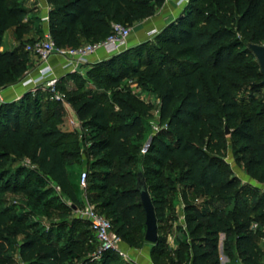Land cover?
Returning a JSON list of instances; mask_svg holds the SVG:
<instances>
[{"label": "trees", "instance_id": "trees-1", "mask_svg": "<svg viewBox=\"0 0 264 264\" xmlns=\"http://www.w3.org/2000/svg\"><path fill=\"white\" fill-rule=\"evenodd\" d=\"M46 1L50 6L48 31L60 49L79 48L82 41L101 42L113 24L132 27L151 17L165 2ZM30 12L17 0H0V37L13 30L17 43L13 51L0 52V90L20 82L29 69L30 54L22 45L29 31ZM154 39L161 48L149 49L152 55L144 62L137 57L139 49L133 48L128 55L138 62L123 63L116 76H100L95 69L89 73L113 87L129 79L158 96L159 119L165 122L166 129L151 138L144 155L137 153L148 111L131 95L119 94L113 105L93 95H65L79 124L95 129L89 139L80 141L84 146L82 155L89 162L86 199L111 222L121 241L135 248L141 242V230H145V213L136 191L138 173L143 175L157 223L165 216L161 194L180 185L184 200L190 192L205 198L203 210L187 209L185 215L186 230L192 235L203 234L167 251V264H220V235H224L222 252L230 261L264 264L252 229L254 223L264 222V193L241 184L224 161L228 138L235 140L242 146L241 152L248 155L243 162L244 173L264 184V127L260 126L264 108L257 109L254 98L264 87V77L247 48V44H264V0H189L180 16ZM154 53L159 57L154 58ZM101 64L96 65L97 70ZM247 79L252 82L253 94L245 99L240 94ZM20 102L0 104V197L21 194L35 199L37 182L33 178L39 177L20 167L25 158L71 201L72 211L80 209L82 192L68 165L69 159L80 156L78 142L69 143L65 139L70 133L47 127L38 104L31 105L29 94ZM52 112L54 118L58 117L56 111ZM226 128L229 135L225 134ZM68 148H72L71 153H67ZM7 166L13 169L12 175L3 170ZM169 169L178 174L167 175ZM153 179L157 183L149 184ZM49 194L44 191L41 196ZM228 199L233 202L229 212L215 207ZM69 211L60 217L67 218ZM88 239L83 234L82 239H71L63 245L53 242L51 235L34 229L26 216L2 208L0 199V264L17 263V257L22 264L117 262L119 257L114 252L89 260L96 243L94 236ZM151 246V260L159 264L164 242L158 236L157 243Z\"/></svg>", "mask_w": 264, "mask_h": 264}, {"label": "rangeland", "instance_id": "rangeland-1", "mask_svg": "<svg viewBox=\"0 0 264 264\" xmlns=\"http://www.w3.org/2000/svg\"><path fill=\"white\" fill-rule=\"evenodd\" d=\"M22 6L28 8L31 12L27 17L29 21V31L23 37V49L26 51V46L31 44L30 41L39 40L40 33L43 32L45 25V6L44 9H41L39 5V0H17ZM46 1V0H45ZM189 1V0H188ZM43 3V0H42ZM47 3V1H46ZM48 5V3H47ZM188 3L185 5V7ZM50 7V6H49ZM183 8V10L185 9ZM131 29V37H132V28ZM148 37L146 40H138L133 43L127 44V48L124 53L120 55H112L109 58L104 59L101 62L94 63L91 65L84 64L81 67H76L74 69H70L68 73L57 78L56 91L61 96H63V101L56 102L50 99L51 94L48 91H44L42 89L30 90L26 92L24 95L29 94L31 105L38 104V108L41 109L42 115L44 119L47 121V127L60 129L65 133H70L71 135L65 139V141L69 143L78 142L80 156L74 157L68 160L69 172L74 176L75 182L77 183L79 176L83 171H86L89 175V162L82 155L84 146L80 144V141H86L89 139L91 135L95 133V129L83 127L79 124L77 118L74 113L71 111L69 105L66 102L65 95L68 92H76L79 94L93 95L99 97L100 100L105 101V103L113 105V99L117 97L119 94H129L131 95L140 105L148 111V115L144 116V136L142 138V142L140 145V149L138 151V155H144L147 152L148 147L147 143L151 140V138L160 131L166 129L165 122L160 121L159 119V99L158 96L151 90L142 89L137 87L135 82H130L128 80H124L119 86L113 87L100 78H93L89 74L93 72L94 69L98 71L100 76L108 75V76H116L123 63L127 62L128 64L137 63L138 60L135 59L132 55H128L130 49H139L138 58L139 61L144 62L149 55H152V51L149 52V49L152 47H156L157 49L161 48V45L155 43L154 37ZM132 39V38H131ZM89 44L88 42H81L80 47ZM17 47V43L15 40L13 30H10L4 33L0 37V52L4 51H13ZM154 58H158L159 54H153ZM30 65L26 74L31 73L30 71L36 66V59L30 55ZM102 63L100 68L97 70L96 65ZM25 74V75H26ZM95 74V73H94ZM25 77V76H24ZM23 77V78H24ZM19 83V82H18ZM16 83V84H18ZM246 88L244 87V92H241L240 97H245L247 99L248 95L253 94L251 90L252 82L247 79L246 80ZM22 95V97L24 96ZM21 97V98H22ZM15 100L16 104H20V99ZM254 98L257 100V109L264 108V87L258 89V92L254 94ZM49 99V101H48ZM14 102H0L3 103H14ZM24 105V104H23ZM30 105V106H31ZM26 107V106H25ZM32 107L30 111H32ZM117 111V108H115ZM52 111H56L58 113V117H53L51 113ZM32 113V112H30ZM60 117V118H59ZM31 117L30 119H32ZM61 119V120H60ZM73 123V125H72ZM261 128L264 127V116L262 118V124H260ZM135 141V140H132ZM228 150L224 156V161L230 168V173L237 177L240 180V183L243 185H249L243 183V162H246L248 159V155L243 154L240 150L241 145L234 143L228 138ZM146 148V149H145ZM72 148L67 149V153H71ZM11 160V159H10ZM71 165V166H70ZM20 167L26 170L29 174H36L39 177V180L34 177L33 181L37 182V187L35 188L34 197L35 199H29L28 197L21 194H6L0 197L1 199V207H8L12 209V213L18 215H24L27 217L28 223H33L34 229H37L39 233L44 235H51V239L53 242L59 243L60 245L65 244L67 241L71 239H82L83 234L92 239V234L88 231L85 223L80 220L77 216V211L79 210H71V201L66 198L59 190H57L55 184L49 180L47 177L37 172V168L29 163L27 159H22L20 161ZM9 171V174H13V169L8 166L3 168V170ZM167 175L171 177H175L178 172L174 169L167 170ZM24 175L21 176L19 181H22ZM157 183L156 179H153L149 182V184ZM264 186V184H261ZM251 186V185H249ZM176 190H167L161 194V199L165 204V216L164 218L157 223L158 226V236L164 242V254L159 258V264H167V251L171 248V239H177L181 237V241L179 243H189L192 237H198L203 234L192 235L190 232L186 230L185 223V215L187 209L198 208L203 210V201L204 197L200 196L198 193H189L186 200L182 198V189L180 185L177 186ZM253 187V186H251ZM255 188V187H254ZM257 189L260 193H264V187L261 189ZM263 189V190H262ZM44 191H50V194L47 196H41V193ZM40 199L39 201H35ZM82 198V193L79 194V200ZM230 203L220 209H222L225 213L229 212L233 208V202L228 199ZM81 208V207H80ZM71 212H70V211ZM70 212L69 216L65 219L61 218L60 215L63 212ZM252 229L256 231L257 235V246L259 247L260 238L264 237V222L262 225L258 223H254L252 225ZM145 230H141L140 237L141 242L137 244L135 248L142 247H152L150 244H147L144 237ZM20 239H18L16 243V248ZM178 247V246H177ZM97 248V244H96ZM177 249V248H176ZM175 249V250H176ZM173 251V250H171ZM91 261H96L88 257ZM264 261V256H263ZM119 258L115 264H119ZM17 264V263H12Z\"/></svg>", "mask_w": 264, "mask_h": 264}, {"label": "built area", "instance_id": "built-area-1", "mask_svg": "<svg viewBox=\"0 0 264 264\" xmlns=\"http://www.w3.org/2000/svg\"><path fill=\"white\" fill-rule=\"evenodd\" d=\"M187 3L188 0H178L177 2L178 5H185ZM130 35L131 29L129 27L113 24L108 37L101 42L87 44L76 49H60L51 39L49 31H46L39 40L26 46V52L32 55L38 63L37 76L31 77L29 74H26L21 83L25 87H31L33 91L36 89L48 91L51 94V100L62 102L63 96H60L56 91L57 78L53 76L52 69L47 65L51 57L57 56L62 58L65 60L67 67L74 69L83 65L86 58L98 50H103L111 56L122 53L127 48V41ZM154 35L155 33L153 32L149 37H153ZM0 102H2L1 97ZM78 185L83 199L82 207L77 211V216L88 224L97 244V248L91 255V258L99 260L104 253L114 252L118 255L121 264H136L123 250V242L113 232L111 222L87 201L85 196V189L87 188L86 171H83L79 176Z\"/></svg>", "mask_w": 264, "mask_h": 264}, {"label": "crops", "instance_id": "crops-1", "mask_svg": "<svg viewBox=\"0 0 264 264\" xmlns=\"http://www.w3.org/2000/svg\"><path fill=\"white\" fill-rule=\"evenodd\" d=\"M178 0H165L163 6L156 10L155 13L140 22L135 23L131 28H132V37L130 35L127 44L133 43L138 40H146L151 33L158 34L161 32L165 27H167L169 24L174 22L181 14L183 11V8L185 5H178L177 4ZM39 5L41 9H44L45 6V14L44 18L45 19V25L43 29V33L48 31V13L50 10L49 5H47L46 1L39 0ZM10 31V30H9ZM8 32V31H7ZM6 33V32H5ZM132 38V39H131ZM111 55L107 54L103 50H98L94 54L88 56L86 58V61L84 64L91 65L94 63H98L103 61L106 58H109ZM83 64V65H84ZM35 67L30 71L31 73H28L31 77H36L37 76V68H38V63L37 61L35 62ZM47 65L52 69L53 76L56 78H59L60 76L66 74L69 72L71 67H67L65 60H63L60 57L53 56L49 59L47 62ZM81 65V66H83ZM80 66V67H81ZM22 81V80H21ZM21 81L18 84L9 86L3 90H0V97L3 102H14L15 100H18L19 98L22 97L26 92L31 90V87H25L21 83ZM71 109V108H70ZM72 111V110H71ZM73 112V111H72ZM243 183L249 184L255 188L261 189L264 186L261 185L260 183L250 179L245 173L243 175ZM263 190V189H262ZM83 199V196L81 200ZM230 201H225V202H219L215 204L216 208H222L226 205H228ZM185 225V223H184ZM179 241H181V237H178L177 239H171V248L170 250H175L179 244ZM223 241H224V235L219 236V262L220 264H242L239 260H233L230 261L228 257H226L223 252H222V246H223ZM260 244H259V249L262 251L264 255V237L260 238ZM123 250L127 253V255L136 263V264H153L151 260V247H142L140 249L138 248H130L127 244L123 243L122 244ZM17 264H22L18 257H17Z\"/></svg>", "mask_w": 264, "mask_h": 264}, {"label": "water", "instance_id": "water-1", "mask_svg": "<svg viewBox=\"0 0 264 264\" xmlns=\"http://www.w3.org/2000/svg\"><path fill=\"white\" fill-rule=\"evenodd\" d=\"M247 48L252 53L255 58L260 72L264 77V44L255 45V44H247ZM262 85L264 86V79L262 81ZM225 134L229 135V131L226 128ZM150 141H148L146 148L149 146ZM145 148V149H146ZM136 191L139 194L140 204L145 213V234L144 241L147 244L155 245L158 240V231H157V219L155 216V211L151 202V198L149 192L147 190L143 175L141 172L137 175L136 182Z\"/></svg>", "mask_w": 264, "mask_h": 264}]
</instances>
